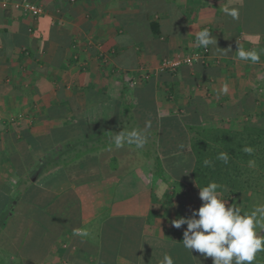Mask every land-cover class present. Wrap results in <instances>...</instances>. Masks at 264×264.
<instances>
[{"label": "crops", "instance_id": "obj_1", "mask_svg": "<svg viewBox=\"0 0 264 264\" xmlns=\"http://www.w3.org/2000/svg\"><path fill=\"white\" fill-rule=\"evenodd\" d=\"M29 1L36 19L0 5V262L212 264L183 247L186 224L172 226L202 206L188 128L254 117L263 42L222 13L227 0ZM204 29L216 40L207 66L159 72L203 48ZM241 47L260 60H237ZM133 131L142 148L115 145ZM35 213L58 229L37 261L17 247Z\"/></svg>", "mask_w": 264, "mask_h": 264}, {"label": "trees", "instance_id": "obj_2", "mask_svg": "<svg viewBox=\"0 0 264 264\" xmlns=\"http://www.w3.org/2000/svg\"><path fill=\"white\" fill-rule=\"evenodd\" d=\"M226 5L239 9V19L234 20L237 21L236 27L248 35L258 36L264 46V0H227ZM262 78L264 80V72ZM259 107L264 108V103L260 102ZM260 121L237 129L223 126L188 128L193 156L191 176L196 190L216 182L222 186L218 189L222 192L221 199H238V203L231 207L239 208L242 215L251 213L252 200L255 204H264V117ZM245 147L253 149L251 155L243 151ZM221 152L228 153L227 164L217 159ZM205 160L210 161L208 166H205ZM249 161H255V166L249 167ZM195 200L202 203L199 196ZM258 219L261 228L258 226L256 231L264 237V217L261 213H258ZM253 264H264V251L256 254Z\"/></svg>", "mask_w": 264, "mask_h": 264}, {"label": "clouds", "instance_id": "obj_3", "mask_svg": "<svg viewBox=\"0 0 264 264\" xmlns=\"http://www.w3.org/2000/svg\"><path fill=\"white\" fill-rule=\"evenodd\" d=\"M225 16L233 20L239 19V9L225 6L221 9ZM195 43L203 48L216 45L215 38L207 29L201 30L196 35ZM236 59L240 61L260 60V54L255 50H245L242 47L236 51ZM227 91V86H225ZM114 143L119 148L123 143H135L142 148L146 143V137L137 131L131 133L114 134ZM243 151L252 154L251 147H245ZM217 159L225 164L229 161V155L221 152ZM205 166L210 161H204ZM255 161H249V167H254ZM222 186L216 182H210L207 186L199 188V199L202 206L194 210L192 218H177L172 221V226L179 229L186 224L187 230L183 233V247L204 254V258H212V264H253L256 254L264 251V237L257 234L256 228L261 226L257 214L264 217V205L257 207L250 214H241L239 208L225 206L221 199L222 192L218 191ZM198 217V219L196 218ZM191 233V235H189ZM161 264H174L171 256L165 254Z\"/></svg>", "mask_w": 264, "mask_h": 264}, {"label": "rangeland", "instance_id": "obj_4", "mask_svg": "<svg viewBox=\"0 0 264 264\" xmlns=\"http://www.w3.org/2000/svg\"><path fill=\"white\" fill-rule=\"evenodd\" d=\"M257 94H258V101L264 103V80H261V83L258 84L257 86ZM264 117V108L258 107L257 113H255L254 117L249 119V116H247V121L243 119L242 125L243 124H249L252 122L253 124H258L260 123V119ZM245 118V117H244ZM254 118V119H253ZM253 119V120H252ZM225 199V198H224ZM225 206L226 207H231V205L237 204L238 199H234L232 201L225 199ZM252 205L250 208L255 210L257 207L264 205L263 202L261 204H255L254 200L251 201ZM243 214H248V213H243ZM37 213H35V218L34 221L26 222L24 223V226L19 227L18 231L20 236H22L20 243L17 245L19 251V255H27V254H32L33 258L36 261L43 259L42 255L44 254L45 256L48 254V248L50 247V243H54L57 240V232L58 229L54 226V223H51L44 219V217H37ZM258 216V214H257ZM264 220V219H263ZM264 224V223H263ZM258 228H261L260 226ZM16 235L18 233L16 232ZM53 236H55L53 238ZM3 252H4V258L7 259L12 252L7 248L3 247ZM31 256V255H30Z\"/></svg>", "mask_w": 264, "mask_h": 264}, {"label": "built area", "instance_id": "obj_5", "mask_svg": "<svg viewBox=\"0 0 264 264\" xmlns=\"http://www.w3.org/2000/svg\"><path fill=\"white\" fill-rule=\"evenodd\" d=\"M73 3L76 0H69ZM10 3H12L13 7L18 10L23 15H28L34 19L38 18L43 14V7L35 4L29 0H19L13 2V0H0V5L3 8H6ZM210 53L206 48H200L193 51L191 54L181 56L177 55L172 58H164L161 60L159 64V72L162 73H171L175 72L182 65L192 66L195 63H200L202 65L207 66L210 62ZM149 74L145 73L141 76V79L138 80L139 77H131L129 80L130 87H134V85L141 80H148Z\"/></svg>", "mask_w": 264, "mask_h": 264}]
</instances>
